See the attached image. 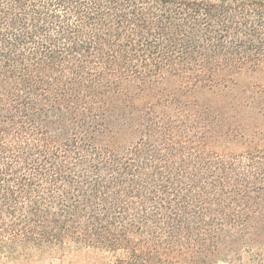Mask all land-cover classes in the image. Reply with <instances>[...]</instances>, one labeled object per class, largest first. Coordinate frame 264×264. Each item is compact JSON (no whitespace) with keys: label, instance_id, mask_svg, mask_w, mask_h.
<instances>
[{"label":"trees","instance_id":"16d2710c","mask_svg":"<svg viewBox=\"0 0 264 264\" xmlns=\"http://www.w3.org/2000/svg\"><path fill=\"white\" fill-rule=\"evenodd\" d=\"M81 249L264 264V0H0V264Z\"/></svg>","mask_w":264,"mask_h":264},{"label":"rangeland","instance_id":"374dc122","mask_svg":"<svg viewBox=\"0 0 264 264\" xmlns=\"http://www.w3.org/2000/svg\"><path fill=\"white\" fill-rule=\"evenodd\" d=\"M255 78L250 76H239L238 84H252L255 82ZM106 262V259L100 255L97 251H92L88 249H81L73 251L69 254V257L66 260H60L57 257H44L42 263L40 261H24L17 264H103ZM214 264H226L225 262L219 260Z\"/></svg>","mask_w":264,"mask_h":264}]
</instances>
